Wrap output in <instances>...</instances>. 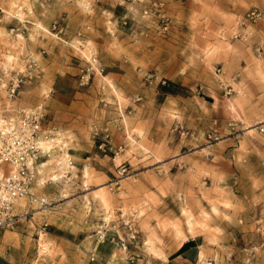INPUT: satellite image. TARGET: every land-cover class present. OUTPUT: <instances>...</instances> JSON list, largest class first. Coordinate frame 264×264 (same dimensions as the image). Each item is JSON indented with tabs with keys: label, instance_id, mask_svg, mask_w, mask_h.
I'll list each match as a JSON object with an SVG mask.
<instances>
[{
	"label": "rangeland",
	"instance_id": "obj_1",
	"mask_svg": "<svg viewBox=\"0 0 264 264\" xmlns=\"http://www.w3.org/2000/svg\"><path fill=\"white\" fill-rule=\"evenodd\" d=\"M151 1L0 0V62L23 70L35 61L14 98L0 90V118L44 103L43 129L73 159L57 165L54 152L38 162L31 192L50 204L42 212L28 195L14 208L0 255L20 264L165 260L196 234L220 249L215 222L236 217L261 248L236 232L214 264H264V15L246 42L231 38L248 9L264 14V0H160L174 24L165 32L142 11ZM94 130L122 151L97 149ZM82 148L111 158H76ZM119 163L127 169L115 186ZM126 222L137 236L123 251ZM200 251L199 264H210L211 251Z\"/></svg>",
	"mask_w": 264,
	"mask_h": 264
},
{
	"label": "built area",
	"instance_id": "obj_2",
	"mask_svg": "<svg viewBox=\"0 0 264 264\" xmlns=\"http://www.w3.org/2000/svg\"><path fill=\"white\" fill-rule=\"evenodd\" d=\"M130 3L140 2L142 0H123ZM144 14L154 15L158 21V31L165 32L173 27V20L169 17L164 8L163 2L153 0L148 6H143ZM263 11L257 7L248 9L245 14L240 16L232 28L231 38L246 42L254 33L256 25L263 20ZM126 20L122 24H127ZM55 28V24L53 25ZM62 28L58 27L60 32ZM261 46H257L260 50ZM35 61L33 58H27L23 70L10 68L8 65L0 62V90L5 93L8 99L14 98L24 82L23 79L29 77L30 71L34 69ZM26 71V74L23 72ZM81 79H84L81 77ZM84 81L80 80V84ZM224 85L225 94H230L233 90L230 84ZM46 116V105L40 102L35 105L25 107L17 112L15 118L3 117L4 121L0 123V232L5 229H11L18 221L17 214L14 213L15 200L28 194L30 186L36 179V166L40 165L41 159L53 156L57 152V165H73L72 157L67 153L64 160L60 157V150L52 146L45 150L42 143L52 141L47 131L43 129V122ZM264 129H262L263 131ZM93 136L99 138L97 149L107 154L111 152L114 156L122 151V146L111 145L109 134L93 131ZM115 186L119 183V176L126 171V165L118 164ZM41 204H46L45 199H41ZM128 231L126 241L120 240V247L126 251L129 244L136 239V229L133 224L125 223ZM99 231L97 232V234ZM100 238V236H99ZM96 259L95 253L90 254V261ZM130 263L134 262L133 257L129 258Z\"/></svg>",
	"mask_w": 264,
	"mask_h": 264
},
{
	"label": "crops",
	"instance_id": "obj_3",
	"mask_svg": "<svg viewBox=\"0 0 264 264\" xmlns=\"http://www.w3.org/2000/svg\"><path fill=\"white\" fill-rule=\"evenodd\" d=\"M74 156L82 160L93 158L97 159L98 161L104 160L105 157L111 158V156L108 155H99L97 153H91V148H82L81 150H78L74 154ZM232 219L233 220L221 219L215 222L216 228L220 229V231L216 235L217 246L220 249H218L214 244L207 245L205 247L203 241H199V239L202 240L204 238L202 234H196L195 236L188 238L186 241L180 244L174 251L169 252L166 255L165 260H162V257L164 256L144 257V255H142L140 258H138L139 264H199L201 256V247H203V249H208L211 251L208 252V256H206V261H208L210 264H214V253L217 252L218 258L225 259V256L221 253V251L224 249L227 250L229 248H233L235 246L236 232H238L240 236H242V238H253L254 241L257 242L258 246H261L262 243L260 241V234H258L256 231L250 233L251 231L244 230L242 226L235 222L236 217H232ZM244 221V226L248 227L250 224L246 222V217H244ZM0 259L4 261L5 264H20L18 261L12 258L10 254L7 255V250L4 251V254L0 255Z\"/></svg>",
	"mask_w": 264,
	"mask_h": 264
},
{
	"label": "bare ground",
	"instance_id": "obj_4",
	"mask_svg": "<svg viewBox=\"0 0 264 264\" xmlns=\"http://www.w3.org/2000/svg\"><path fill=\"white\" fill-rule=\"evenodd\" d=\"M42 27V26H41ZM42 29V28H41ZM45 29V28H44ZM43 29V30H44ZM46 31H48L47 29H46ZM4 121V119H2V118H0V123H2ZM126 124V123H125ZM52 141H53V139H51ZM52 141H48V142H43L42 143V145H43V148L45 149V150H47V149H49L50 147H52L53 145V143H52ZM59 141V140H58ZM46 143V144H45ZM58 145L60 146V151H62V153L60 154V157H61V159L62 158H64L65 156H66V152H63V147L65 146V144H63V145H61L59 142H58ZM67 146V145H66ZM57 150V149H56ZM66 150V149H65ZM64 150V151H65ZM57 154V153H56ZM55 155V154H54ZM57 157V156H56ZM53 159V158H52ZM57 159V158H56ZM53 160H55V158L53 159ZM63 160V159H62ZM55 162L57 163V160H55ZM45 163H47V161H45ZM44 163V164H45ZM55 178H56V176H55ZM54 178V179H55ZM51 179H53V176L51 177ZM58 179V178H57ZM56 180V179H55ZM33 188H31L30 187V189H29V191H28V194L27 195H24V196H22V197H19L18 199H16L15 200V202H14V204H15V208H22V207H26L27 205H28V202H26V201H24V200H27V198L28 197H30V196H28V195H31V199H32V201L33 202H35V203H37V204H40L37 208H41V209H39V210H41L42 212L43 211H45V210H47V208H48V205L50 204V203H48L47 202V204H45V205H43V204H41V199H44V198H35L34 197V195H33V193L31 192V191H33L32 190ZM30 192H31V194H30ZM28 196V197H27ZM22 199H23V201H22ZM31 205H34V204H31Z\"/></svg>",
	"mask_w": 264,
	"mask_h": 264
}]
</instances>
